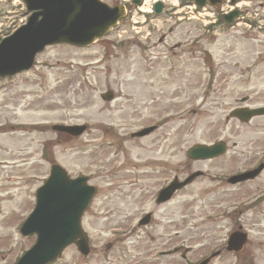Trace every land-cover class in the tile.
<instances>
[{
    "label": "rangeland",
    "instance_id": "1",
    "mask_svg": "<svg viewBox=\"0 0 264 264\" xmlns=\"http://www.w3.org/2000/svg\"><path fill=\"white\" fill-rule=\"evenodd\" d=\"M102 1L108 5L118 2ZM162 1L165 16L153 19L151 25L196 27L198 34H201L202 25L194 23V20L167 24L166 20L174 9L175 0ZM257 1L242 2V9H247L252 17L260 14L264 19V3L258 9L260 2ZM177 2L179 8L181 4H186V0ZM142 11L147 12L146 8ZM28 16L21 0H0V40L22 26ZM130 26L129 17L121 23L120 31L113 30L107 37L86 49L49 47L36 57L34 66L29 71L0 80V132L3 133L0 135V162H5L7 178L4 188L0 190V264H14L32 246L34 238H21L18 224L32 211L34 192L43 184L53 163L66 169L72 176H89L90 184L98 189L99 194L82 225L90 240L89 257L84 259L70 247L52 264H190L200 256L211 253V250L215 251L225 239L226 232L219 233L221 224L215 226L206 221L196 232L199 234L203 230L206 235L199 242L198 235L193 240L195 233L184 228L182 248L193 249L185 262L179 255L158 261L151 257L148 259L158 243L146 240L142 236V228L135 230L133 234H127V230H130L127 221L134 219L135 224L142 214L155 210L151 199L147 197L146 184L135 182L136 189L132 191L127 187L120 189V186H123L121 181L126 184L128 180L142 177L146 161L149 160L151 165L159 164L164 156L174 153L175 162L184 157L185 151L192 145L211 142L214 138L225 141L226 157L213 165L212 172L237 173L251 159L258 157L257 154L264 152V117L254 119L248 125H241L233 120L226 123L229 110L241 106L239 101L243 97L250 99L247 103L249 106H264V37L247 29H240L236 35H218L215 30L207 34L202 47L209 50L212 62L204 68L199 56L198 74H206L211 68L213 74L230 75L231 82L227 85L213 83L212 89L220 90L223 87L221 90L227 95L224 98L211 96L208 103L200 107L196 105V114L193 116L187 114L192 107H188L180 115L174 114L178 105L185 109L186 105L191 106L192 103L191 99L188 101V96L185 98L180 92V97L176 99L178 105L168 113L172 118L167 119L165 133H169V138L174 133L173 129L186 127L192 131L182 138L178 150L173 152V140L159 145L155 142L158 141L155 136L149 139L150 142H130L128 139V134L140 126L147 122L157 123L160 117L165 116L164 107L150 110L146 108L148 97L143 95L144 88L145 91H152L154 98L172 91L170 83L164 84V88L160 87V81L155 80L151 81L152 87L148 89L146 57L139 50L136 40L127 41L130 38ZM123 31L126 34L119 42L117 35ZM153 66V75L158 74L159 77L165 74L164 63ZM237 75H243L245 79L234 81ZM176 85L177 83L174 87ZM107 90L113 92L115 100L104 104L100 95ZM130 100L134 105H129ZM192 101L200 104L201 98L198 97L197 100L195 97ZM221 104L224 105L221 107ZM133 107H137V110L133 111ZM180 116L183 117L182 120V117L177 118ZM55 124L85 125L88 127L87 135L77 141L67 142L50 131L49 127ZM103 125L112 126L113 137L122 145L115 159L110 158L114 160L111 162H114L113 173L116 177L113 174L111 178H106L103 176L106 169L98 167L99 153L96 145L100 142L99 130ZM146 148L148 153H145ZM205 186L196 184L188 193L181 194L180 199L158 208L162 211L161 218L166 221L182 220L183 225H192L191 220L213 219L219 210L214 207L216 194L215 197L201 195L204 198L201 204L185 207L186 201L197 196ZM227 189L229 217L224 227L227 223L230 227L240 224L248 234V243L243 255L222 256L211 264H264V201L251 209L243 206L242 202V199H253L264 193V173L259 182ZM257 190L261 193L256 194ZM237 202L240 204H236ZM107 212L114 217L104 220L103 215H107ZM130 224L132 225L131 222ZM156 252L158 251H154V255Z\"/></svg>",
    "mask_w": 264,
    "mask_h": 264
},
{
    "label": "flooded vegetation",
    "instance_id": "2",
    "mask_svg": "<svg viewBox=\"0 0 264 264\" xmlns=\"http://www.w3.org/2000/svg\"><path fill=\"white\" fill-rule=\"evenodd\" d=\"M226 29V28H225ZM212 32L213 30H220L218 34L225 33L224 31L222 32V29H218L215 27H210L208 30L201 29V34H198V30L196 27H191V28H177V27H172V28H162L158 31L151 30L149 33L148 38L146 39V42L144 44V56L146 57V71L147 75L146 78L149 81L148 89L150 90L152 85L151 81L155 80L157 82L160 81V87H164V84L167 82L170 83L172 87V91L164 94V96H158L157 98L153 97V92L152 91H143V95H147L148 101L145 103V106L148 110L151 108L155 107H164V117H160L158 120V123L156 124H151L147 122V124L142 125L139 127L137 132L143 130V129H149L153 128L151 132H149L145 137L139 138V139H132L129 135L130 140L133 141H140V140H147L152 136H155L158 141H155L159 145L165 144L167 140H173L172 141V148L171 150L173 152H176L178 147L182 143V138H184L187 134L192 131L186 127L184 128H179L178 130L173 129V134L171 137H167L169 133H165L167 131V118H168V113L169 111L173 110L176 108L179 102H176V99H178L180 96V92L184 94V97L186 98L187 96L189 97L188 101L190 100L191 106L186 105L185 109L182 108V105L177 106V111L174 112V114H181L183 111H185L188 107H192L191 110L187 111L188 115H195L196 111L195 108L196 105L203 106L204 104L208 103V99L211 96L214 97H220L224 98L227 93L225 91H222L221 88L220 90H216V88L212 89L213 83L219 82L221 84L227 85L228 83L231 82L230 75H218V74H213L211 68H209V71L206 72V74H198V59L199 56H201V62L200 64L204 66L208 65L209 62H212V55L210 54L209 50H206L205 48L202 47V42L205 40L207 34ZM228 30V28L226 29ZM229 34H237L239 32H232L228 31ZM257 36H259L257 32ZM163 64L165 66V74L162 76L160 75H153L155 69H154V64ZM159 78V79H158ZM245 79V76L243 75H237L234 78V81H243ZM177 83V85L174 87V85ZM165 88V87H164ZM218 88V87H217ZM201 89L200 91H198ZM201 93V96H199V93ZM199 99L201 98L200 104H197V101H192L193 98ZM204 99V100H203ZM240 104H243L238 107L231 108L229 110V113L241 109V108H263L264 106H248L246 103L250 101L248 97H243L241 98ZM187 101V103H188ZM133 101L130 100V106L134 105L131 103ZM210 104H215L214 102ZM224 104H221V107ZM143 106V105H142ZM217 106H220V104H217ZM143 108V107H142ZM194 108V109H193ZM229 108V107H228ZM137 107H133V111H136ZM163 114V111H161ZM172 113V112H171ZM177 117L178 119L181 118ZM264 117V116H262ZM262 117H257L255 119H259ZM176 118V119H177ZM170 119V118H169ZM183 117L181 118V120ZM149 120V118L147 119ZM230 119H226V123ZM254 119H252L249 123L245 124L248 125L250 124ZM233 121H237L234 119ZM241 124V123H239ZM244 125V124H241ZM193 128V127H192ZM1 129V125H0ZM172 130V129H171ZM100 135H99V140L100 144L98 146V151H99V163L101 164V168H105L107 175H112L113 172V163L111 162L113 160L110 159L109 156L114 155V149L116 146V139L113 137V131L112 127L108 125H103L102 128L99 130ZM154 141V139H153ZM150 142V141H149ZM217 142H222L225 144V141L222 139L214 138L213 141L207 142V143H200L202 145L210 146L213 145ZM195 145V144H194ZM157 149V148H155ZM180 150V148H179ZM145 151V149H144ZM148 153V149L146 148V151ZM151 152V150H149ZM186 153V152H185ZM258 157L256 156L255 158L250 160L249 164H246L243 170L237 172V173H216L212 172L211 168L215 163H218V161L223 160L226 157V154H223L219 157L210 159V160H193L190 159L184 155V157H181L177 161L174 162V159L176 156L173 154L164 156V159H162L159 164L155 163V165H151L150 161H146V164H144L143 167H145V171L143 170L141 172L142 177H137L136 180L132 181H127L128 188H130V191L136 189V183L139 182H144L145 185V191H148L147 197L151 199V204H153V207L155 210L149 211L145 213V225L142 227L144 229L143 231V236L148 239L150 243H158L154 249L152 256L149 255L150 257H153V260L158 261L170 256L164 255L167 252L178 249L179 252L176 254H180V259L182 261H186L185 255H182V244H183V230L184 228L187 231H191L193 235V240L196 235H198V241H202L206 235L204 234L203 230L200 231L199 234H197V230L199 228L204 226V223L210 222L211 225H220V232L219 233H224L226 232V237L225 239L222 240V243L218 246L217 252L221 254H224L225 251V240L228 238V236L236 231L242 232V227L241 225H235L233 227H230V224L227 223V227H224V224H226V220L229 217V212H227L229 209V199L227 198V192L229 187H242L248 184H253L255 182H259L261 179L262 174L264 173V152H261L257 154ZM258 166H261L262 171L261 173L254 178L251 181H245L241 183H237L236 185H231L228 182V179L232 176H236L239 174L246 173L248 171H251ZM133 175V174H132ZM194 176V179L185 187L182 189L175 191L170 199L167 202H164L162 204L157 203V196L160 191L163 189L167 188L169 185H177L187 179L188 177ZM6 182V173H5V162H0V190L3 189L4 184ZM196 184H201V185H206L200 190V193L193 197L190 201H186L185 207L188 208V205H197L201 204L203 201V197L201 195H208L210 197H215V194L217 195L216 201L214 202V207L219 208L218 212L214 215V218H208V219H201V220H191L192 225L190 223H186V225L182 224V220L180 221H166L164 218H161V212L159 211L158 208L164 207L176 199L181 198V194L188 193L190 188H193ZM150 188L152 190H150ZM153 191V192H152ZM153 194H152V193ZM257 193H261L260 190L256 191ZM3 201V200H2ZM264 201V193H261L259 196L255 198H247V199H242V202H244L243 206H257L258 204L262 203ZM1 202V201H0ZM240 204V203H236ZM181 206V205H180ZM210 207V206H209ZM211 208V207H210ZM242 208V207H241ZM237 208V209H241ZM157 209V210H156ZM114 215L110 212H107V215H103L104 220H109ZM142 218V217H141ZM140 217L136 221V228H139V221L141 219ZM127 220V219H125ZM127 225L132 227V230H130V233L133 234L135 229V226L133 224L134 219H131L130 224L129 221H127ZM194 232V233H193ZM171 233V234H169ZM138 235V234H137ZM205 235V236H204ZM139 236V235H138ZM152 250V249H149ZM148 251V250H147ZM154 251L156 254L154 255ZM149 252V251H148ZM150 254V253H149ZM201 258V257H200ZM201 260H195L193 263L190 264H197ZM160 264L159 262H157Z\"/></svg>",
    "mask_w": 264,
    "mask_h": 264
},
{
    "label": "water",
    "instance_id": "3",
    "mask_svg": "<svg viewBox=\"0 0 264 264\" xmlns=\"http://www.w3.org/2000/svg\"><path fill=\"white\" fill-rule=\"evenodd\" d=\"M27 12H33L25 26L0 42V78L11 77L31 68L36 54L50 45L84 47L105 35L110 27L123 17L122 7L109 8L97 0H22ZM196 6L205 3L211 7L218 0H194ZM140 0H134L139 5ZM162 6L156 4L159 14ZM235 15V13L233 14ZM227 23H229L227 21ZM263 110H240L232 114L242 122L262 115ZM54 131H71L54 127ZM80 134L82 128L75 129ZM221 147L195 146L188 155L210 158L219 155ZM251 177V176H250ZM235 178L232 181H237ZM86 179L70 181L57 166L50 169L44 185L35 193V207L20 229L22 236L35 234V245L16 264H47L56 259L62 250L74 244L77 250L88 253L86 238L80 229V217L94 195V188L85 184ZM170 194L174 188L169 189ZM169 197L165 190L160 196ZM245 236L232 234L227 251L239 252L245 244ZM206 260L201 264H207Z\"/></svg>",
    "mask_w": 264,
    "mask_h": 264
}]
</instances>
